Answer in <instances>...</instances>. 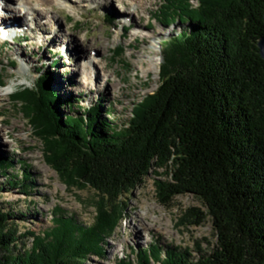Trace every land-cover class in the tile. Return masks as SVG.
<instances>
[{"label": "trees", "instance_id": "1", "mask_svg": "<svg viewBox=\"0 0 264 264\" xmlns=\"http://www.w3.org/2000/svg\"><path fill=\"white\" fill-rule=\"evenodd\" d=\"M196 3H162L155 20L186 28L163 43L160 84L120 129L99 118L98 104L75 114L66 101L67 114H61L46 71L33 88L10 96L66 188L91 189L97 201L88 226L55 208L50 230L26 233L32 241L27 251L17 249L13 211L0 202V264H84L91 255L102 256L125 212L121 199L158 170L164 177L155 182L159 203L196 198L204 211L187 210L188 224L199 226L210 217L217 244L209 255L196 251L194 258L187 250L162 252L155 243L139 251L137 264H264V61L258 49L264 0ZM11 163L0 158L5 180ZM23 169V182L31 183L28 166ZM20 187L31 193L30 185ZM116 264L132 263L125 258Z\"/></svg>", "mask_w": 264, "mask_h": 264}, {"label": "rangeland", "instance_id": "2", "mask_svg": "<svg viewBox=\"0 0 264 264\" xmlns=\"http://www.w3.org/2000/svg\"><path fill=\"white\" fill-rule=\"evenodd\" d=\"M45 1L32 0V9L43 10L39 18L34 15L33 22L25 25L23 33L14 40L0 42V91H3L0 96V158L12 160L7 180L0 175L3 188L0 202L4 209L13 211V222L20 236L17 249L25 251L30 249L32 242L26 233L39 236L50 230L55 208L73 215L86 226L91 225L97 199L91 189L66 188L46 163L42 142L10 96L19 89L33 88L38 77L46 71L51 75L53 90L61 102L58 108L61 114H67L66 101L75 114L78 108L88 110L98 104L99 118L107 121L110 127L120 129L132 118L136 104L157 90L163 43L186 28L179 23L166 27L155 20L164 0L131 3L122 0L126 3L124 6L128 3L136 7L141 5L130 19L123 17L125 13L117 4L118 0H63L68 1L70 8L62 5L63 1L60 6ZM190 2L197 6L196 0ZM15 19L22 27L23 19ZM34 20H39L44 27L38 29ZM134 23L143 28L135 27ZM131 31L140 36L134 37ZM142 35L148 37L142 38ZM117 48L123 52L115 57L113 53ZM89 60L98 62L102 69L94 65L90 70L92 80L88 87L94 88L91 91L81 83L85 78L81 67ZM53 62L57 69L50 68ZM14 73H23L28 79L21 85L19 80H14ZM23 164L28 166L31 183L21 178ZM161 173L162 170H158V176L150 174L121 199L126 209L114 234L102 245V256L91 255L84 264H116L125 258L137 264L139 251H149L155 243L162 252L187 250L194 258H198L196 251L211 253L217 236L210 217L199 226L188 224L191 220L185 217L187 210L204 211L191 195L179 196L168 207H163L155 188V182L164 180ZM8 181L17 186H9ZM22 183L31 186V193L20 187ZM138 224L142 226L135 233L133 228ZM142 228L147 229L149 238L143 236ZM148 264L154 263L149 259Z\"/></svg>", "mask_w": 264, "mask_h": 264}, {"label": "bare ground", "instance_id": "3", "mask_svg": "<svg viewBox=\"0 0 264 264\" xmlns=\"http://www.w3.org/2000/svg\"><path fill=\"white\" fill-rule=\"evenodd\" d=\"M43 1V0H42ZM60 1H63V0H46L45 2H47V4H52V5H61V2ZM130 1V3L131 2H134V1H136V0H129ZM6 2L8 3V4H11V3H13L14 2V0H6ZM40 3V2H39ZM124 3L125 2H123L122 0H118L117 1V4L119 5V6H121V7H123V12L125 13L124 14V18H129V17H132V15L134 16V15H136V13H135V11L137 10V7H140L139 5L136 7V5H132V4H129L128 3V6L126 5V6H124ZM29 4L30 5H32V0H29ZM126 4V3H125ZM37 5H40V4H38L37 3ZM62 5H64V6H67V7H69L70 8V5H68V1H63V4ZM40 7H42V6H40ZM72 8V7H71ZM128 9H130L129 11H128ZM32 11L34 12V15L36 16V17H38L40 14H42V9H40L39 8V10L37 11L36 9H32ZM16 17H13L12 19H8V20H0V25H3L5 28H11V27H20V25H19V23H18V21H16V19H15ZM39 18V17H38ZM123 18V19H124ZM20 19H22V18H20ZM130 19V18H129ZM45 24V23H44ZM34 25L38 28V29H42L43 27H44V25L43 24H41L40 23V21L39 20H34ZM134 25H135V27H137V28H143V26L142 25H140V24H138V23H134ZM31 26H33V25H31ZM144 28H146V27H144ZM34 30H36V29H34ZM32 31V30H31ZM131 33H132V35L134 36V37H136V36H140L137 32H134V31H131ZM142 38H144V37H148L147 35H142L141 36ZM90 55V54H89ZM86 65H88V67H86ZM86 65H82V70H83V73L85 74V78L83 79V80H81V83H82V85H83V87H85L86 89H88V90H92V89H94L92 86L89 88L88 86L90 85V83H91V80H92V78H91V73L92 72H90V70H92V68L94 69V65L95 66H97V68L99 69V70H101L102 71V69H100V66H99V63L98 62H96V61H93V60H89L87 63H86ZM93 66V67H92ZM153 67H154V65H153ZM89 69V71L87 70L86 71V69ZM81 70V71H82ZM104 82H107V79H104ZM118 84H116V86H117ZM3 88V87H2ZM6 88V87H5ZM3 90H5V89H3ZM99 90H101V88H99ZM5 92V91H4ZM3 95V91H0V96H2ZM0 135H2V134H0ZM7 135H8V138H10V136H9V134L7 133ZM2 143H4L5 145L7 144L6 143V141H3ZM139 226L141 227L142 225L141 224H138V225H136L135 226V228H133V230H134V232L136 233V232H138V228H139ZM143 229V236H145V237H147V238H149V233H148V231H147V229L146 228H142ZM118 247H120V246H118Z\"/></svg>", "mask_w": 264, "mask_h": 264}, {"label": "clouds", "instance_id": "4", "mask_svg": "<svg viewBox=\"0 0 264 264\" xmlns=\"http://www.w3.org/2000/svg\"><path fill=\"white\" fill-rule=\"evenodd\" d=\"M36 10L38 11L39 9L37 8ZM13 17L22 18L23 26L5 28L0 25V42L14 40L15 36L23 33L25 25L33 22L34 12L29 0H14L11 4L6 3L5 0H0V20H8ZM13 78L14 80H19L21 85L24 80L28 79L23 73H14Z\"/></svg>", "mask_w": 264, "mask_h": 264}, {"label": "water", "instance_id": "5", "mask_svg": "<svg viewBox=\"0 0 264 264\" xmlns=\"http://www.w3.org/2000/svg\"><path fill=\"white\" fill-rule=\"evenodd\" d=\"M263 19H264V16H263ZM258 49H259L260 57L264 61V37L259 40V42H258Z\"/></svg>", "mask_w": 264, "mask_h": 264}]
</instances>
